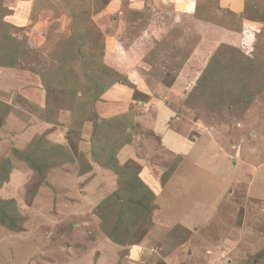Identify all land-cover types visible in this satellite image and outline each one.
<instances>
[{"label": "rangeland", "instance_id": "1", "mask_svg": "<svg viewBox=\"0 0 264 264\" xmlns=\"http://www.w3.org/2000/svg\"><path fill=\"white\" fill-rule=\"evenodd\" d=\"M109 1L31 0L32 7L26 16L28 23L21 26L5 20L8 15L17 10L14 8L17 7L16 0H0V126L6 123L3 125L7 132L11 131V121H5V118L11 112L12 117L18 115V118H15L17 125L19 121L24 124L33 120L37 124L40 120L41 126L45 129L42 133L45 134L54 133L62 128L56 125L58 118L64 124L62 119L65 120L68 115L71 116L72 111L75 115V125H72L71 131L79 138L83 122L92 105L94 106V97L99 96L100 89L110 81L112 73L104 66L109 67L103 60V43L97 40L103 35L91 18L98 10V12L102 11ZM256 2L264 6V2L247 0L245 14L264 19V7L257 11L254 8ZM210 3H212L211 0H198L194 15L196 20L204 18L213 24L216 22L222 24L221 20L232 21L234 16L230 14L231 12L215 9L219 6L215 7ZM127 9L124 8V11L114 15L104 12L103 17L108 24L110 22L114 24L117 22L113 20L114 17L120 19L124 16L125 22L128 21V24L132 22V25L126 26L127 30L140 28L139 22H147L148 7L145 6L144 10L139 11L141 13ZM42 17L51 18L53 21L48 32L49 38L55 33L54 30L59 28L61 19L69 20L66 24H61L64 25L60 28L62 33H56L55 37H60V41L56 42L55 38L47 39L43 47H30L29 35L32 34L33 24L30 22ZM236 21H238L237 16ZM55 23H58V27ZM208 26L217 29L212 25ZM109 28L111 27L108 26ZM121 28L124 29L125 26ZM216 31V37L220 40H228V37H224L228 34L226 31ZM257 31V41L250 58L232 49L231 44L226 42L216 43L213 48L210 45L211 54L207 61L208 59L212 61L216 72L212 78L205 76V62L204 67H198V74L194 75L196 65L192 66L191 73L180 75L177 86L166 88L172 85L179 62L181 63L183 58L187 59L191 49L199 40L198 36L189 30H185L184 35L182 31L174 30L156 44L155 40L148 45L144 44L147 48L150 47L151 53L157 52V47L163 45L159 50L162 56L155 61L160 65L155 67L157 64L152 63L153 67L138 73L142 78L140 82L138 81L139 85L130 83L125 76L121 75L125 79L122 82L129 86L131 92L129 113L125 112L130 118L136 114L145 116L155 114L157 109L155 105L164 103L163 107L170 110L176 126L186 131V134L198 136L194 150L184 163L187 171L192 172L191 168L194 166L189 163L197 162L199 166L196 170L200 171L202 176L188 177L192 182L191 185L182 181L181 178L178 180L179 184L174 182L175 179H168L166 183L169 184L156 198L157 201L154 195L151 202V196H147L140 185L134 187L125 174L117 173L126 168L136 171L140 169V162L134 164L128 160L122 166H117L118 169L113 170L111 165L105 166V164L111 160L115 149L107 144L100 149L99 143H96L97 145L94 143V148L100 152L93 154L97 161L93 162L96 169L89 171L86 168L89 165L86 157L84 161L78 158L79 167L74 162V165L69 168L75 175L73 179H76L79 184L75 189L68 186L69 195L73 200L60 201V195L64 190L60 193L57 188L55 194L58 195H54L53 201H48L45 199L44 191L48 193L49 189L51 190L49 182L58 179H55L54 175L50 176L48 171L39 174L38 171L30 168L26 178L27 184L22 190L26 206L23 213L28 214L25 231H8L6 226H0V262L2 261L0 264H60L62 260H65L66 255L71 264H90L91 261L96 264L100 253L96 254L93 251H96L97 247L101 249L100 236L104 235L114 242L107 233L120 242L114 243L121 247L119 253H114L113 264L114 262L117 264H210L211 253L205 251L203 247L217 243L216 241L223 244L222 241L229 237L234 226L241 224L244 216L243 210L236 213L232 206L226 209L224 204L216 202L215 197L226 189L227 179L232 180L238 173L242 175L243 180L251 177V172H248L251 168L243 162L237 163L236 166L228 163L225 171L226 158L219 149H238L241 152V159L246 163L252 161L251 164L259 162V160H253L256 153L252 150L264 149V24L258 26ZM177 36H184L181 42L173 40ZM205 40L208 42L207 37ZM202 44L206 47L207 43L202 41ZM177 55L180 56V60L174 58ZM239 65H242V68H238ZM250 66L252 71H249ZM109 68L116 71L113 67ZM200 75L202 79L198 81ZM93 83L99 84L98 90L96 89L94 93L91 91L95 89ZM90 114L97 116L95 111ZM96 121L100 119L94 122ZM4 133L6 132L2 130L1 135ZM5 136L8 137V135ZM40 137L36 139L44 145H50ZM53 148L48 151L50 153L55 151L54 156L60 157L57 159V166L70 160L71 153H67L68 149ZM232 151L235 152V150ZM91 153L93 152L90 149V157ZM193 155L196 156L194 161ZM138 157L140 158L139 155ZM50 159H48L49 162ZM179 160L180 158L176 156L166 168L165 164H161L162 167L154 172L156 177L161 175L159 179L162 184L169 173L175 169ZM236 160L240 161V159ZM217 163L224 171L210 173ZM24 167L19 166L21 169L14 171L11 181L14 178H23ZM107 167L110 168L109 172L118 174L112 189L108 187L106 174L108 170L104 169ZM81 168H85L84 174L81 173ZM2 173L0 170V174ZM258 174L262 177L264 175L262 171ZM253 180L256 185L261 179L256 176ZM103 183L107 185L104 198L103 193H97L102 189ZM56 184L62 186L61 183ZM171 184L175 186H170ZM39 187L42 190L38 194L37 202L32 203L35 200L32 197ZM14 190L12 189L13 193L9 194H16ZM0 195H4L3 189L0 190ZM131 195L134 199L129 201ZM237 196L240 201L242 193ZM140 198L142 202H139ZM253 199L255 198L251 199L254 204L249 206L247 215H252L253 210L261 214L250 220L251 228L255 232L254 239L257 240L258 236L261 246V240L264 239V202H255L256 200ZM154 202L155 207L152 208L151 204ZM157 202L162 207L160 212H158ZM29 205L33 207L30 211ZM210 206L216 210L215 215L203 217L206 225L199 229L195 238H191L192 235L187 230H181L178 225H174L180 216L186 218L203 209H210ZM157 221L160 222L158 226ZM103 225L107 233L103 231ZM188 239H191V242ZM254 239L251 240L254 241ZM256 243L257 241L253 244ZM184 244L186 245L177 252L176 248ZM222 247L223 249L218 248L216 255L219 256L213 260L212 264L219 262L218 259L226 261L229 258L227 246L222 245ZM90 253L91 256H89ZM258 253L262 254L260 258L259 255L256 257ZM125 259L129 261L126 262ZM243 260L245 264H264V246H261V249L253 256Z\"/></svg>", "mask_w": 264, "mask_h": 264}, {"label": "crops", "instance_id": "2", "mask_svg": "<svg viewBox=\"0 0 264 264\" xmlns=\"http://www.w3.org/2000/svg\"><path fill=\"white\" fill-rule=\"evenodd\" d=\"M256 1H260L262 3L264 2V0ZM197 2L198 0H110L102 11L96 12V14L91 17L93 24L96 25L101 35H103V37H99V40H101V42L103 43V60L110 67H113L121 75L125 76L130 83L137 86L139 85L138 81L140 82L142 80L138 73H143L144 69L147 70L148 67H153L152 63L157 64L155 65V67L160 65L155 61L156 59H158V57L162 56V52H159V50L163 47V45H159L157 47V52L151 53V49H149L150 47L147 48L144 44L148 45L153 40H155L154 42L156 44L161 38L167 37L169 33L174 30L182 31L181 33H183V35L185 34V30H189V32L195 33L198 36L199 40H197L196 44L191 49V54L187 56L188 62L187 59L183 58V63H181L175 69L176 76L172 82V85L166 87L171 88L177 86L181 74L191 73L192 66H197L194 67V75L198 74V67H204V63L207 61V58L211 54L209 52L210 45L213 48L216 43H220L222 41L226 42L227 44L238 46L247 55H251L252 50H254V44L257 40L258 26H263L264 19H262V17L249 16L245 14L247 0H211V5H214L215 7L217 5L219 6L215 9L219 8L220 11L224 10L225 12H231L230 14L234 16L232 21H223V24H218L217 22L216 24H213V22L211 23V21L201 18V20H196L194 15ZM16 6L17 7L14 8H16L17 10L13 12V14L8 15L5 20L12 24L23 26L25 23H28L26 16H28V14L30 13L29 9H31L32 7L31 0H16ZM145 6L149 8V17L146 19L147 22L145 21L138 23L141 24L140 28L132 30L129 28L127 30L126 28L132 25V22H129V24L128 21L125 22L123 19L124 16L120 19L118 17H114L113 20L117 21L114 24L113 22H110L108 24L106 18L103 17L104 12L108 15H114L119 11H124V8L136 10L138 13H141L139 11L144 10ZM263 7L264 6H261L258 2L254 4V8L257 9V11H259ZM241 15L243 16L241 17ZM236 16L238 17L239 24L238 21L235 22ZM54 20H56V18H54ZM68 20L69 19H61V21L59 22V28H56L54 30L55 33L51 36V38H49L48 36L49 28L53 23L51 18L48 19L42 17L40 19H37L36 21L30 22V24L33 23L32 28L30 27L32 30L31 36L29 35L30 47H43L46 45L47 39L54 40L55 38V40H57L56 42L60 41V37H55L57 35L56 33H62L60 31V28H63L64 25L61 24H66ZM138 24H136V26H138ZM208 25H212L217 29L211 27L209 28ZM55 26L58 27V23H55ZM108 26L111 27L109 28L110 30L108 29ZM122 26H125V30L121 28ZM216 30H220L221 32L226 31L228 34H225L224 37H228V40H220L218 37H216ZM183 37L184 36H177L173 40L181 42ZM205 37H207L208 42H206ZM221 38H223V36H221ZM202 41L207 43L206 47H204ZM142 45L144 46L141 47ZM176 57L179 59L180 56L177 55ZM134 69H137L138 71ZM194 75L193 79L195 78ZM12 100L13 99H11V101ZM129 100H131V92L129 86H127L123 82L114 83L110 88L105 90L102 95L94 102L93 111H95L97 116L90 114L89 112L83 122L82 128L79 131V138L77 136L76 138L71 137L69 133V123L71 120L70 115H68L65 120L64 118L62 119L64 124H62L59 120L60 118H58L56 125L61 126L62 128H59L58 131H54V133L47 132L45 134L42 133L45 129L43 128V126H41L39 122L40 120H38L37 124L33 120H30L27 123L24 122V124L19 121V124L17 125V119L15 118H18V115L16 117H12L13 113L11 112V114H8L6 116L5 121H11V131L7 132L4 129L3 124L6 123H3L0 126V130L6 132L1 135L0 131V146H2L0 148V157L7 158L10 163V168L7 174V178L0 184V190L3 189L4 193V195H0V199L3 201L13 200L15 202L17 211L24 218V228L26 227L28 214L23 213V211L26 209V206L24 205L25 201L23 199L22 190L27 184L26 178L27 173L30 172V167L24 160L17 158L13 154V149L22 151L28 149L30 143L35 141L36 137L38 136H41L40 138L45 139L49 144L55 143L57 145H60L61 149H68L69 153L72 154L74 159L71 161L67 160L65 164H62L60 166L53 165L49 168L48 174H50V176L54 175L55 179L58 180H52L51 182H49V188H51V190L49 189L48 193L47 191H44V196L46 197L45 199H48V201H53L54 195H58L55 194L58 188L59 192H62L64 190L63 193L60 192V201H63L64 199L65 201H67V199L69 201L73 200L72 197H70L71 195H69L70 190L68 186L70 188L74 187L75 189L76 185L79 186V184L76 179H73L75 175L69 170V168L74 165V162H76L79 167L78 158L80 160V155H84L87 158L89 164L93 166L92 169H96L90 157V135L94 120L109 118L128 111V104L130 102ZM8 102L10 103V101ZM163 105L165 104L162 103V105H155L157 108L156 113L150 114V116L138 114L134 115L132 127L127 128L128 131H131L132 133L131 139L129 142L123 144L119 148V151L115 156V162L117 163V166H122L128 160L129 162L132 161L134 164H138V161L140 162V169H136V175L146 186L151 189V191L155 195V201H157L156 198L161 195L163 189L168 186L169 183H166L168 179H175L174 182L179 184L178 180H180L181 178L182 181L191 185L192 182L188 177L194 178L198 177L199 175L202 176L200 171L196 170V167L199 166L197 162L189 163V165L194 166V168H191L193 170L192 172L187 171V166L184 163L187 157L190 156L191 152L194 150L193 147L198 136L190 135L189 133L186 134V131H183L178 126H176V121L173 120L170 110L168 108L165 109ZM5 135H8V137H6ZM138 149L140 151H138ZM72 150H74V152ZM232 150H235V152H233ZM75 151L76 154H74ZM219 151L221 154L225 155L224 157L226 158V161L224 160L225 171L227 167L226 165L228 163L236 166L237 163L243 162L245 165L251 168V170L248 171L251 172V177L243 180L242 175L238 173L235 175V177L232 178V180L227 179L228 184L226 186V189L223 190L222 194H218V196L215 197V200L216 202H218V204L219 202L224 204V206H226V209H229V206H232L235 209L236 213L239 210H243L244 216L241 220V224L239 226H234L233 231L229 234V237H226V240L224 239V241H222L224 242L223 244H219V242L216 241L217 243H211L203 248L205 249V251H209L211 253L210 264H212L213 260L219 256L216 254L219 249H223L222 245L224 247L227 246L226 249L229 252L227 253L229 258H227L226 261L218 259L219 262H216L215 264H218L220 262L221 264H245L243 259L248 258V256H253L258 250L261 249V246H264L263 238L261 240V246L257 235V240L254 239L255 232L254 229L251 228L252 225L250 223V220H252L253 218L255 219V217H259V215H261L260 212L256 213L255 210H253L252 215H247V212L249 211L248 208H250L249 206H252V204H254V202H252L251 200L252 198H255L253 199L256 200L255 202H264V175L262 177L258 174L260 171H262L264 174V149H258L257 151L252 150L256 153L253 160H259V162L255 164H251L252 161L247 163L244 162V160L241 159V152L238 149H219ZM138 155L140 156V158L138 157ZM176 156H178L180 160L178 161L175 169L171 173H169L164 184H162L159 179L161 175L156 177L154 172L158 171L159 167H162L161 164H165L164 166L166 168L167 164L169 165L173 158H175ZM149 157L151 160L148 159ZM195 158L196 156L193 155V161ZM236 159H240V161H237ZM24 164L26 165L25 167ZM19 166L24 167L23 178H14V180L11 181L14 171L21 169L19 168ZM97 167L100 168L99 166ZM104 169L108 170V172L105 173L108 176V187L112 189V187H114L115 185V179L118 177V174L109 172L110 168L108 167ZM214 170H211L210 173H221L224 171V169H221L219 163H217V166L214 168ZM256 176H259L261 180H259L255 185V181L253 179H255ZM57 182L61 183L62 186L56 184ZM170 186L175 185L171 184ZM12 189H15L14 192L16 194H9L13 193L11 192ZM102 189L97 193H103L104 198V192L107 189V185L103 183ZM41 190V187H39L38 190L35 191V194L32 197L35 200H33L32 203L37 202L38 194ZM239 193H242V198L240 201L238 200L237 196L239 195ZM246 203H248V205ZM157 204L159 205L158 202ZM32 208V206H28L29 211ZM213 209L214 207L210 206V209H203L202 211L195 213V215H188L186 218L180 216L179 218H177L178 220L174 222V225H178L181 230H187V232L192 235L191 238H195V236L198 234L197 232L199 231V229L202 226L206 225L203 217H206L208 215H215L216 210L214 209L213 211ZM161 210L162 207H160L159 205L158 212H160ZM197 218H199L200 220ZM158 224H160V222L157 221V226ZM0 226L3 225L0 224ZM7 230L11 231L9 229ZM23 231L25 230L23 229L20 232ZM100 237L101 238H99V240L101 249L97 247V249H95L96 251H93V253L95 252L96 254L100 253L99 259L96 264H113L112 262L114 261L115 256L114 253H119L121 247H119V245L114 243L113 241L109 240L104 235H101ZM251 239H254V241H252ZM188 240H190L191 242V239ZM255 241H257V243L253 244L255 243ZM185 245L186 244L178 246L176 248L177 252H179V250H181ZM89 256H91V253L89 254ZM64 259L65 260H62L60 264H71V262L68 261V255H66ZM171 259L173 260V258ZM91 260H93L92 257ZM125 261L127 262L129 260L125 259ZM90 264L95 263L91 261ZM114 264L117 263L114 262Z\"/></svg>", "mask_w": 264, "mask_h": 264}, {"label": "trees", "instance_id": "3", "mask_svg": "<svg viewBox=\"0 0 264 264\" xmlns=\"http://www.w3.org/2000/svg\"><path fill=\"white\" fill-rule=\"evenodd\" d=\"M202 19H204V18H202ZM221 22L223 24V20H221ZM97 40L99 41V37L97 38ZM230 47H232V49L236 50L237 52L241 53L242 55H244L246 57L250 58L253 55V54L247 55L243 50H241L240 47L233 46V45H231ZM92 58H94V57H92ZM174 58H177V57H174ZM181 63H183V61H181ZM181 63L179 62V65ZM205 64H206L205 68H204L205 69V76H207L208 78H212L214 75H216V72L213 69V63H212V61H210V59H208V61H206ZM104 66H106V68L110 69V72H112V73L110 75V81L105 83L103 88L100 89L101 90L100 94L103 93L109 87H111L113 85V83L122 82L125 80L121 77L120 73H118L117 71H112L113 69L109 68L110 66L109 67L107 65H104ZM240 67L242 68V65H239L238 68H240ZM250 67L251 68L249 69V71H252V66H250ZM200 79H202V75H200L198 77V81H200ZM98 85L99 84H97V83H93V86L95 89L91 90L92 93L95 92V90L98 88ZM100 94H99V96H100ZM99 96L94 97L95 100L93 101V103L99 98ZM89 111H90V113L94 112L93 111V105ZM126 112H128V111H126ZM74 117H75V115H73V113L71 111V122H70V129H69V133H70L71 137L76 136V135L72 134V131H71L72 125H75ZM132 123H133V117L130 118L129 115L125 112L121 113L119 115H116V116L109 117V118H105V119L102 118V119H100V121L94 122L92 125V131H91V135H90V146H92L91 150L93 152V153H91V157H92L91 161L97 162L95 160V157H93V154H94V152L100 153L94 148V145L96 143H99V148L103 149L102 147L107 144L108 146L113 147V149H115V150H114V152H112L113 153L112 158L109 156V158H111V160L107 161L105 166L111 165L110 167H112L113 170L118 169L119 167H117V163L115 162V156H116L117 152L119 151V148L123 144L130 141L132 133H131V131H128L127 128L132 127ZM53 147H56V149H61L60 145H57L55 143H51L49 146H47V145L41 144V142L38 139H36L35 141L30 143V146L28 147V149H25L23 151L18 150V149H13V154L17 158L24 160L30 166V168L35 169L36 171L39 172V174H43L45 171H48L49 167L56 165L57 159L60 158V157L57 158V156H54L56 154L55 151H52V153H50V151H48L49 149H54ZM61 150H64V149H61ZM67 153H69V152H67ZM44 156H46V157L44 158ZM80 156H81V161H84L85 156L84 155H80ZM49 158H51L50 162L48 161ZM72 158H73V156L71 154V156L69 157L70 161L73 160ZM53 160H54V162H53ZM9 168H10V163L7 160V158L0 157V170L3 172L2 173L3 175L0 174V184L2 183L3 180H5L7 178ZM86 168L88 170H91L92 169L91 164H89L88 167H86ZM122 168H124V167H122ZM80 171H81V173H84L85 168H81ZM117 173L125 174L128 178V181L131 184H133L134 187H137V186L139 187V185H140L142 188L141 190H145V192H146L145 194L147 196H151V202H152V197L154 196L153 192L151 191V189L148 186H146L141 181V179L139 177H137L136 171L134 169L126 168V169L121 170L120 172H117ZM132 180H134V181H132ZM129 197H130L129 201H132L134 199L132 197V195ZM153 199H154V197H153ZM139 202H142L141 198H140ZM151 206H152V208H154L155 202L152 203ZM23 219L24 218L17 211V208L15 206V202L13 200L3 201L0 199V224L6 226L11 231L19 232V231L24 229ZM105 230L106 229H104V225H103V231H105ZM107 235L111 239H113L114 242L120 243V242H117V240L114 239L110 233H107ZM258 255H259V258L262 256V254L258 253L256 255V257H258Z\"/></svg>", "mask_w": 264, "mask_h": 264}]
</instances>
